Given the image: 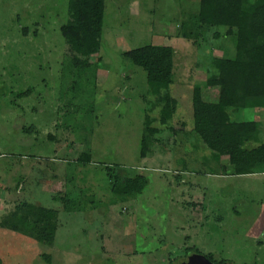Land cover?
I'll list each match as a JSON object with an SVG mask.
<instances>
[{"label": "rangeland", "instance_id": "1", "mask_svg": "<svg viewBox=\"0 0 264 264\" xmlns=\"http://www.w3.org/2000/svg\"><path fill=\"white\" fill-rule=\"evenodd\" d=\"M198 11L199 0H105L99 52L81 68L59 31L67 0H0L1 160L14 171L21 155L44 161L25 162L40 195L0 187V264H181L196 250L215 264H264V173L232 175L227 159L191 133L193 86L215 73L214 59L235 55L226 27L183 36L191 29L182 23ZM146 45L173 49L169 91L177 110L175 133L155 121L158 141L141 158L144 110L153 97L145 72L123 53ZM203 91L205 100H217V88ZM229 114L259 123L247 148L264 143V108ZM157 116L158 108L151 113ZM83 152L88 165L76 161ZM106 166L122 178L143 174L147 185L117 201ZM66 191L83 209L64 212L53 198ZM33 200L57 212L51 246L3 227L17 204Z\"/></svg>", "mask_w": 264, "mask_h": 264}, {"label": "trees", "instance_id": "2", "mask_svg": "<svg viewBox=\"0 0 264 264\" xmlns=\"http://www.w3.org/2000/svg\"><path fill=\"white\" fill-rule=\"evenodd\" d=\"M104 10L105 0H67V21L59 31L75 66H91L90 59L98 54L103 36ZM184 25L191 29V32H182L186 38H197L199 31L205 27H226L229 35H235L234 57L214 59L212 68L215 73L208 76L203 85L193 86L191 133L214 156L227 159L232 175L264 173V143L252 148L245 146L257 141L259 123L233 121L229 114V110L264 108V0H199V11L190 15L181 27ZM173 54L171 47L158 45H146L123 53L132 65L145 72L147 96L153 97V100L146 101L148 107L144 110L139 147L141 158L146 156L150 145L158 141L152 139L160 131L153 127L155 121L175 133L170 121L177 110V101L169 91L173 77ZM209 88L218 89L216 101L204 99L203 90ZM156 108L158 116L152 118L151 113ZM76 161L88 165L91 162L90 153L83 152ZM105 170L111 181L110 192L117 201L134 199L148 182L143 174L122 178L115 166H106ZM70 194L66 191L53 200L62 202L66 213L83 209L78 198ZM15 209L14 214L5 219L3 227L24 233V236L30 235L38 243L48 246L54 243L57 230L55 210L24 201ZM186 250L190 253L195 251L194 248ZM195 252L200 253L198 250ZM185 254L189 255L188 252Z\"/></svg>", "mask_w": 264, "mask_h": 264}, {"label": "crops", "instance_id": "3", "mask_svg": "<svg viewBox=\"0 0 264 264\" xmlns=\"http://www.w3.org/2000/svg\"><path fill=\"white\" fill-rule=\"evenodd\" d=\"M0 155H1L0 156V187L3 188L4 190H8L9 189L8 186L11 185L15 194H19L25 191L26 193L32 192V195H33V193L36 191L35 187H38L39 183H37L36 180L34 181V180H31V178H29L30 177L29 170L25 171L26 169L25 162L28 161L30 163V161H35L37 165H40V167L41 166L43 167L44 161H41L42 157L40 158L33 154L31 155V158H28L27 157L28 155L27 156L21 155L18 159L20 161V164H19L20 171H18L17 168H16V171H14L13 167H10L9 164H7L6 160H1L2 158H5L6 156L4 157V154H2L1 152H0ZM13 172H16L18 174L12 175ZM44 187L42 190H45ZM26 202L39 205L37 204L38 200L37 202L36 200H33L32 202H29V201H26Z\"/></svg>", "mask_w": 264, "mask_h": 264}, {"label": "water", "instance_id": "4", "mask_svg": "<svg viewBox=\"0 0 264 264\" xmlns=\"http://www.w3.org/2000/svg\"><path fill=\"white\" fill-rule=\"evenodd\" d=\"M181 264H215V263L209 261L204 255L195 253L185 257Z\"/></svg>", "mask_w": 264, "mask_h": 264}, {"label": "built area", "instance_id": "5", "mask_svg": "<svg viewBox=\"0 0 264 264\" xmlns=\"http://www.w3.org/2000/svg\"><path fill=\"white\" fill-rule=\"evenodd\" d=\"M1 156V155H0Z\"/></svg>", "mask_w": 264, "mask_h": 264}, {"label": "flooded vegetation", "instance_id": "6", "mask_svg": "<svg viewBox=\"0 0 264 264\" xmlns=\"http://www.w3.org/2000/svg\"><path fill=\"white\" fill-rule=\"evenodd\" d=\"M214 263V262H213Z\"/></svg>", "mask_w": 264, "mask_h": 264}]
</instances>
